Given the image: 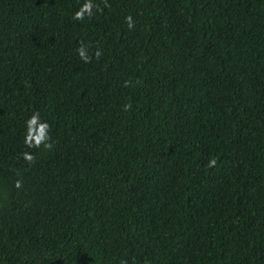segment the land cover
I'll use <instances>...</instances> for the list:
<instances>
[{
    "label": "trees",
    "instance_id": "1",
    "mask_svg": "<svg viewBox=\"0 0 264 264\" xmlns=\"http://www.w3.org/2000/svg\"><path fill=\"white\" fill-rule=\"evenodd\" d=\"M0 264H264V0H0Z\"/></svg>",
    "mask_w": 264,
    "mask_h": 264
},
{
    "label": "clouds",
    "instance_id": "2",
    "mask_svg": "<svg viewBox=\"0 0 264 264\" xmlns=\"http://www.w3.org/2000/svg\"><path fill=\"white\" fill-rule=\"evenodd\" d=\"M88 7L90 8V5H89ZM74 18H75V19H82V18H83L82 12H77V13L75 14V17H74ZM126 19H127L128 21L131 20L130 17H128V18H126ZM131 26H132L131 23H129V27H131ZM78 52H79V55H80L82 58H85V57H84V50H83V48L79 49ZM99 55H100V53L97 52V53H96V56L99 57ZM85 59H86V58H85ZM86 62H87V59H86ZM37 118H38L37 114H34V115L30 118V120H29L27 123H28L29 125L34 124V123L36 122ZM45 127H47V125H45ZM40 142H41V141L38 140V141L36 142L35 145L29 143L28 146H29V147H32V146H36V147H38ZM26 143H27V141H26ZM45 146H46V147H51L50 145H45ZM24 158H25L30 164H31L32 162H34V157H33L32 155H30V154L25 153V154H24ZM20 186H21L20 181H17V182H16V187L19 188Z\"/></svg>",
    "mask_w": 264,
    "mask_h": 264
}]
</instances>
